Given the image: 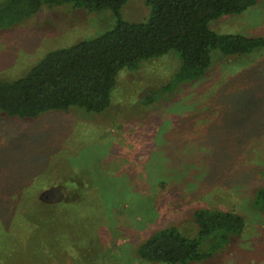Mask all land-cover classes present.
<instances>
[{"label":"rangeland","instance_id":"rangeland-1","mask_svg":"<svg viewBox=\"0 0 264 264\" xmlns=\"http://www.w3.org/2000/svg\"><path fill=\"white\" fill-rule=\"evenodd\" d=\"M148 14L144 0L121 9L133 23ZM113 25L108 11L43 7L0 31V80H17L47 53ZM209 28L264 37V0ZM179 65L170 52L120 71L101 114L0 116V209L20 210H0V264H150L137 248L169 227L196 238L200 209L235 212L245 227L190 264H264V212L254 205L264 186V50L238 58L215 51L204 77L178 84ZM151 95L158 99L147 106Z\"/></svg>","mask_w":264,"mask_h":264},{"label":"trees","instance_id":"trees-1","mask_svg":"<svg viewBox=\"0 0 264 264\" xmlns=\"http://www.w3.org/2000/svg\"><path fill=\"white\" fill-rule=\"evenodd\" d=\"M127 1L4 0L0 3V31L31 19L43 7L67 5L88 13L108 11L114 17L113 27L102 35L47 53L17 80H0V116L33 120L46 113L72 110L101 114L110 108L111 91L119 72L136 70L143 61L176 53L180 65L174 81L179 84L204 77L215 51L224 58H238L264 50V37L218 34L209 28L211 22L222 16L245 13L257 0H144L149 14L140 23L123 19L121 9ZM157 99L151 95L144 104L150 106ZM254 205L264 212V186L255 191ZM19 211L2 212L15 217ZM192 220L198 228L196 238L185 237L175 227L165 228L137 248V257L150 264L199 262L232 243L245 227L244 219L235 212L200 209L193 212ZM205 241L211 252L201 254L200 247Z\"/></svg>","mask_w":264,"mask_h":264}]
</instances>
